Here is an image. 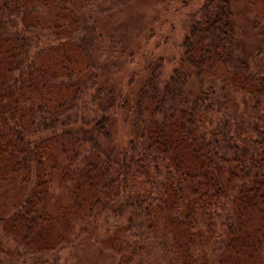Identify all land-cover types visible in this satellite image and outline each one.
Here are the masks:
<instances>
[{
	"label": "trees",
	"instance_id": "1",
	"mask_svg": "<svg viewBox=\"0 0 264 264\" xmlns=\"http://www.w3.org/2000/svg\"><path fill=\"white\" fill-rule=\"evenodd\" d=\"M129 1L0 0V264L75 222L111 264H264V0H202L169 73L124 89L94 16Z\"/></svg>",
	"mask_w": 264,
	"mask_h": 264
},
{
	"label": "rangeland",
	"instance_id": "2",
	"mask_svg": "<svg viewBox=\"0 0 264 264\" xmlns=\"http://www.w3.org/2000/svg\"><path fill=\"white\" fill-rule=\"evenodd\" d=\"M201 1L130 0L124 7L94 16V32L101 33L103 42L99 45L100 61L106 62V70L112 73L115 80L123 82L124 89L127 88L125 84L129 77L135 74L137 79L144 74L142 70L149 60L163 61L165 77L179 57L176 44L189 32L190 21L186 14L193 12ZM236 13H241L237 6ZM235 18L240 37L249 42L254 32L248 27L246 20L238 15ZM108 44L110 50L107 49ZM136 85L132 83L130 88L134 89ZM53 184V200L67 202L69 199L58 179L54 178ZM79 224L75 222L74 233L64 246L53 252L28 256L22 264H111V252L101 243L106 239L103 229L88 227V233L78 234ZM99 225L106 226L104 223ZM7 243V247L10 246L8 248H13L11 243ZM15 264H21V261Z\"/></svg>",
	"mask_w": 264,
	"mask_h": 264
}]
</instances>
